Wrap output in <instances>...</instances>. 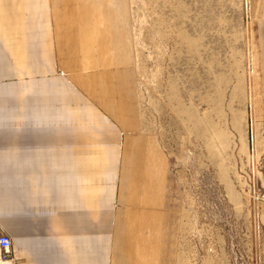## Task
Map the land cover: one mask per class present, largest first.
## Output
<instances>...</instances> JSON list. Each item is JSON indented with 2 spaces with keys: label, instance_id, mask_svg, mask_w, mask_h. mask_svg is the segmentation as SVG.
Here are the masks:
<instances>
[{
  "label": "rangeland",
  "instance_id": "rangeland-1",
  "mask_svg": "<svg viewBox=\"0 0 264 264\" xmlns=\"http://www.w3.org/2000/svg\"><path fill=\"white\" fill-rule=\"evenodd\" d=\"M51 2L57 29L66 10L94 9L92 0ZM122 3L130 62L108 111L123 126V147L136 136L157 145L165 175L161 203L144 197L142 207L144 187L122 162L108 264H264V103L249 77L264 0ZM140 210L137 255L130 221ZM4 261L25 264L15 247Z\"/></svg>",
  "mask_w": 264,
  "mask_h": 264
},
{
  "label": "crops",
  "instance_id": "crops-1",
  "mask_svg": "<svg viewBox=\"0 0 264 264\" xmlns=\"http://www.w3.org/2000/svg\"><path fill=\"white\" fill-rule=\"evenodd\" d=\"M92 1L91 14L57 15V29L51 0H0V231L25 264H108L125 160L142 207L162 200L157 145L136 136L123 147L108 111L130 62L124 0ZM256 23L249 77L264 103V15ZM133 215L138 255L142 210Z\"/></svg>",
  "mask_w": 264,
  "mask_h": 264
},
{
  "label": "built area",
  "instance_id": "built-area-1",
  "mask_svg": "<svg viewBox=\"0 0 264 264\" xmlns=\"http://www.w3.org/2000/svg\"><path fill=\"white\" fill-rule=\"evenodd\" d=\"M14 246L12 238L7 233H0V257L3 260H9L12 257Z\"/></svg>",
  "mask_w": 264,
  "mask_h": 264
},
{
  "label": "bare ground",
  "instance_id": "bare-ground-1",
  "mask_svg": "<svg viewBox=\"0 0 264 264\" xmlns=\"http://www.w3.org/2000/svg\"><path fill=\"white\" fill-rule=\"evenodd\" d=\"M0 264H10V262L2 260L1 257H0Z\"/></svg>",
  "mask_w": 264,
  "mask_h": 264
}]
</instances>
